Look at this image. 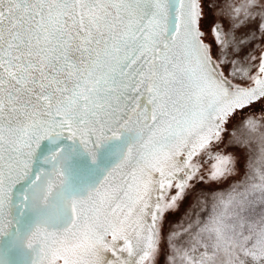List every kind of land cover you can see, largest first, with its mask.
<instances>
[{
  "label": "snow or ice",
  "instance_id": "snow-or-ice-1",
  "mask_svg": "<svg viewBox=\"0 0 264 264\" xmlns=\"http://www.w3.org/2000/svg\"><path fill=\"white\" fill-rule=\"evenodd\" d=\"M0 264H264V0H0Z\"/></svg>",
  "mask_w": 264,
  "mask_h": 264
}]
</instances>
